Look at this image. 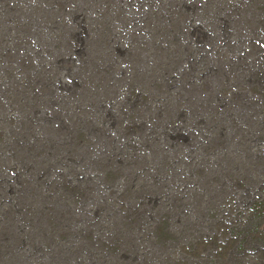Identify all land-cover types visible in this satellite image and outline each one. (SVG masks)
Masks as SVG:
<instances>
[{"label": "rangeland", "instance_id": "374dc122", "mask_svg": "<svg viewBox=\"0 0 264 264\" xmlns=\"http://www.w3.org/2000/svg\"><path fill=\"white\" fill-rule=\"evenodd\" d=\"M242 1L0 0V264H264Z\"/></svg>", "mask_w": 264, "mask_h": 264}, {"label": "bare ground", "instance_id": "6f19581e", "mask_svg": "<svg viewBox=\"0 0 264 264\" xmlns=\"http://www.w3.org/2000/svg\"><path fill=\"white\" fill-rule=\"evenodd\" d=\"M242 1V0H241ZM243 1H245V0H243ZM242 1V2H243ZM252 3V1L251 0H249L248 1V4H251ZM263 6V5H262ZM259 7V6H258ZM261 9L263 10V13H264V7H261ZM240 13V12H239ZM230 22H228L227 20H225V22H224V24H223V26L222 27H224V32H225V34L226 35H229L230 34V32L227 30V26H229V25H231V24H229ZM259 23V22H258ZM233 27V26H232ZM235 27V26H234ZM202 32V31H201ZM204 33V32H203ZM211 35V34H210ZM205 36H206V34H205ZM204 36V37H205ZM209 37V36H208ZM207 40V39H206ZM248 55L247 54H245V55H243L240 59L241 60H243V66H242V70H241V72L242 73H244L245 71H246V69H248V67L247 68H244V67H246L247 65H249V62H248ZM235 62L236 61H238V58H235V60H234ZM228 64V63H227ZM235 64V63H234ZM231 75V74H230ZM230 84V83H229ZM232 85H233V83H232ZM241 93V94H240ZM244 92H243V89L242 90H239V91H237V93H236V96H237V98H240V95H242ZM167 218H170V217H167ZM163 219L162 221H161V223H159L158 225H157V228L155 229V232H156V235H157V237H158V235L159 236H161L162 238V240L163 241H166L165 239H164V237L163 236H170L171 234H172V230L174 229V226L171 224L172 222L169 220V219ZM178 236V235H177ZM2 240H7V238L6 237H3L2 238Z\"/></svg>", "mask_w": 264, "mask_h": 264}]
</instances>
